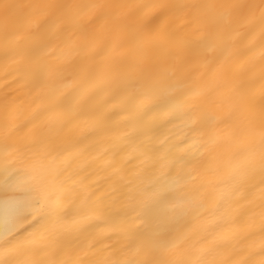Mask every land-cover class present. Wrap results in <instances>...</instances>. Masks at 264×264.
I'll return each mask as SVG.
<instances>
[{
  "label": "snow or ice",
  "instance_id": "obj_1",
  "mask_svg": "<svg viewBox=\"0 0 264 264\" xmlns=\"http://www.w3.org/2000/svg\"><path fill=\"white\" fill-rule=\"evenodd\" d=\"M0 9L5 54L16 58L19 71L31 80L37 99L43 101L22 126H38L32 142L19 140L22 127L13 122L11 113L6 112L0 123V189L23 192L0 202V264H82L62 258L63 254L76 251L85 226L97 227L91 222L102 218L123 231L127 241L119 257L104 264H264V204L258 232L255 217L241 227L227 210L210 207L195 195L198 161L189 139L170 143L163 133L177 112L193 133L202 134L210 124L223 125L230 139L240 135L247 140L233 161L235 166H259L264 173V84L259 102L254 88L257 75L264 82V47L259 62L251 57L240 71H233L257 46L250 42L249 47L233 52L236 38L250 39L258 32L264 45V0L259 4L245 0L219 4L33 0L4 3ZM74 11L81 18L113 21L123 33L116 47L131 45L145 52L179 43L193 53L221 48L228 62L220 71L231 73L216 89L222 114L209 115L196 101L195 90L172 82L174 77L166 70L145 73L138 64L116 58L106 48L87 57L96 63L82 67L80 83L72 92L57 95L52 82L64 69L43 59L49 55L51 31ZM181 14L184 31L178 35L173 25ZM241 26L246 31L241 33ZM121 117L122 125L133 132L126 143L114 145V154L132 148L128 163H141L133 178L122 185L127 210L113 213L91 190L85 161L116 130ZM80 125L82 133L68 135L69 129ZM220 139L213 131L210 143ZM14 158L29 159L31 164L17 168ZM189 217L200 223L190 235V224L185 225L188 231L182 242L158 239L163 227ZM25 225L34 231L28 232ZM224 245L227 259L219 258Z\"/></svg>",
  "mask_w": 264,
  "mask_h": 264
},
{
  "label": "bare ground",
  "instance_id": "obj_2",
  "mask_svg": "<svg viewBox=\"0 0 264 264\" xmlns=\"http://www.w3.org/2000/svg\"><path fill=\"white\" fill-rule=\"evenodd\" d=\"M31 2L33 0H0V5ZM63 2L81 4L96 2V0H63ZM105 2H118V0H105ZM126 2L134 3L138 0H126ZM168 2L219 4L230 2V0H168ZM245 2L259 4L261 0H245ZM0 17H2V9H0ZM184 24L185 20L181 14L173 25L178 35H183ZM239 31L242 33L246 29L241 26ZM122 36L123 33L115 29L111 20L105 21L95 17L81 18L75 14V11L65 17L51 31L47 40L49 55L43 59V62L48 65L61 66L64 69L63 74L52 82V90L57 95L72 92L80 83L82 67L94 66L96 63L88 60L87 57L93 51L106 48L110 55L132 65L138 64L145 73H153L159 69L166 70L173 75L172 82L195 90L196 101L206 109L209 115L220 116L222 114L216 89L230 78L231 73L223 74L220 71L222 65L228 62V57L221 48L204 49L193 53L179 43H171L164 48H151L141 52L131 45L116 47ZM250 42L257 46L241 60L240 64L235 66L233 71H240L241 65L251 57H255V60L259 62L264 45H261L258 32L250 39L236 38L233 52L249 47ZM99 59L98 57L97 62ZM262 84L264 82L260 81L257 75L254 85L257 102H259ZM37 96L38 92L31 80L25 78L19 71L16 58L5 54L4 28L2 19H0V123L8 112L11 113L13 122L22 127L31 114L43 104ZM171 119L172 123L163 129L164 136L170 138V143H179L184 138H188L189 146L197 157L195 195L210 207L219 208L221 211L227 210L236 216L241 227L248 222L250 217H255L254 230L258 232L259 213L261 205L264 204V173L261 172L259 166L240 168L233 163L237 154L247 145V140L240 135L230 139L223 125L215 128V125L210 124L202 134L193 133L186 118L180 112H177ZM119 121L120 124L116 130L103 138L85 161L87 165L85 175L90 177L88 183L92 185L91 190L105 205L111 206L113 213L127 210L128 205L123 199L122 185L126 180L133 178L136 166L141 163L140 160H135L133 164L128 163L132 148L119 155L114 154V145L126 143V137L133 132L131 127L122 125L123 117L119 118ZM83 131V125L79 128L74 126L68 130V135H79ZM213 131L221 137L214 145L210 143ZM38 133V126L29 124L27 127H22V131L17 135L21 142H32L37 138ZM106 151L107 155H105ZM136 154L139 155V150ZM14 159L17 168L25 169L31 164V160L26 158ZM226 186H228L227 191ZM22 194L21 189H8L7 191L0 189V202ZM91 223L99 226L88 227L86 225V230L79 234L76 240L79 245L78 249L63 254L62 258L78 259L82 264H93V262L104 264L105 261L119 257L127 242L124 232L105 224L103 218ZM199 223L191 217L182 219L178 223L172 222L161 229L158 239L164 242L173 240L182 242L185 232L188 231L185 225L190 224L191 231L188 232L190 235L191 232L196 231ZM25 227L28 232L34 231L28 225ZM28 232L24 234L27 235ZM228 255V246L224 245L219 258L227 259ZM212 258L213 256H209V259Z\"/></svg>",
  "mask_w": 264,
  "mask_h": 264
}]
</instances>
